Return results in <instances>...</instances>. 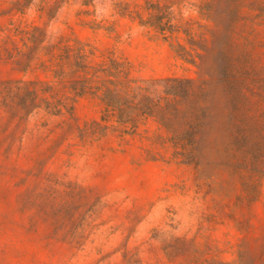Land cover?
<instances>
[{
	"label": "rangeland",
	"instance_id": "1",
	"mask_svg": "<svg viewBox=\"0 0 264 264\" xmlns=\"http://www.w3.org/2000/svg\"><path fill=\"white\" fill-rule=\"evenodd\" d=\"M0 264H264V0H0Z\"/></svg>",
	"mask_w": 264,
	"mask_h": 264
},
{
	"label": "trees",
	"instance_id": "2",
	"mask_svg": "<svg viewBox=\"0 0 264 264\" xmlns=\"http://www.w3.org/2000/svg\"><path fill=\"white\" fill-rule=\"evenodd\" d=\"M72 89L74 90L75 96H81V95L86 94V92H87L86 91L87 89L84 85H81L79 88H76V89H75V87H73ZM58 113H59V111H58Z\"/></svg>",
	"mask_w": 264,
	"mask_h": 264
}]
</instances>
